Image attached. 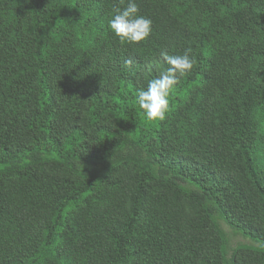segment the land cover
<instances>
[{
    "label": "trees",
    "instance_id": "1",
    "mask_svg": "<svg viewBox=\"0 0 264 264\" xmlns=\"http://www.w3.org/2000/svg\"><path fill=\"white\" fill-rule=\"evenodd\" d=\"M135 2L139 43L128 0H0V264H264V0Z\"/></svg>",
    "mask_w": 264,
    "mask_h": 264
},
{
    "label": "clouds",
    "instance_id": "2",
    "mask_svg": "<svg viewBox=\"0 0 264 264\" xmlns=\"http://www.w3.org/2000/svg\"><path fill=\"white\" fill-rule=\"evenodd\" d=\"M138 13L139 6L135 0H128L124 8H114V16L109 21V26L121 42L139 43L151 34L152 20ZM191 52L190 47L182 55H170L166 50L161 51V56L169 67L161 71L158 78L150 80L147 89L141 88L136 96V102L148 120L163 121L166 118L174 86L178 83L179 77L185 75L196 64L195 58L190 56ZM132 64V59L125 61L127 67H131Z\"/></svg>",
    "mask_w": 264,
    "mask_h": 264
},
{
    "label": "rangeland",
    "instance_id": "3",
    "mask_svg": "<svg viewBox=\"0 0 264 264\" xmlns=\"http://www.w3.org/2000/svg\"><path fill=\"white\" fill-rule=\"evenodd\" d=\"M225 230L228 232V233H230L228 230H227V228H225ZM233 239V241H235V242H242V239L240 238V237H238V236H236V237H234V238H232Z\"/></svg>",
    "mask_w": 264,
    "mask_h": 264
}]
</instances>
